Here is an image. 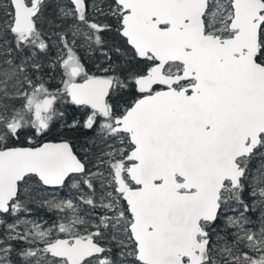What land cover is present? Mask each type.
<instances>
[{
	"label": "snow or ice",
	"instance_id": "obj_1",
	"mask_svg": "<svg viewBox=\"0 0 264 264\" xmlns=\"http://www.w3.org/2000/svg\"><path fill=\"white\" fill-rule=\"evenodd\" d=\"M0 264H264V0H0Z\"/></svg>",
	"mask_w": 264,
	"mask_h": 264
}]
</instances>
